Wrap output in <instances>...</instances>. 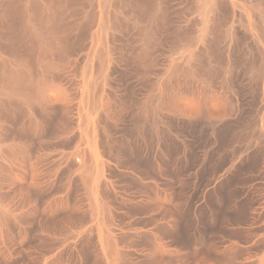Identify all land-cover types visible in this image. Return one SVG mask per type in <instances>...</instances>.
Here are the masks:
<instances>
[{"label":"bare ground","instance_id":"6f19581e","mask_svg":"<svg viewBox=\"0 0 264 264\" xmlns=\"http://www.w3.org/2000/svg\"><path fill=\"white\" fill-rule=\"evenodd\" d=\"M0 264H264V0H0Z\"/></svg>","mask_w":264,"mask_h":264},{"label":"rangeland","instance_id":"374dc122","mask_svg":"<svg viewBox=\"0 0 264 264\" xmlns=\"http://www.w3.org/2000/svg\"><path fill=\"white\" fill-rule=\"evenodd\" d=\"M230 211H231V208H230V210H229V212H228V213H230V214H231V212H230ZM231 215H233V212H232V214H231ZM227 225H228V224H227ZM226 229H227V228H226ZM226 231H227L228 233H230V230L228 231V229H227V230H225V232H226ZM227 232H226V233H227Z\"/></svg>","mask_w":264,"mask_h":264}]
</instances>
